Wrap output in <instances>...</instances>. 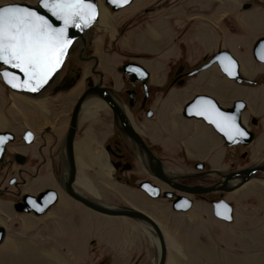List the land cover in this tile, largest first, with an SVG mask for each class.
Wrapping results in <instances>:
<instances>
[{"label": "rangeland", "instance_id": "1", "mask_svg": "<svg viewBox=\"0 0 264 264\" xmlns=\"http://www.w3.org/2000/svg\"><path fill=\"white\" fill-rule=\"evenodd\" d=\"M98 1L102 10L98 23L100 28L96 31V41H98L94 42V55L96 54L95 56L99 59V69L107 71L112 81L117 80L118 75H116L115 68L124 59H132L150 71L152 65L155 63L160 65L168 61L176 52L180 56L179 50L181 52V49H187L185 55L190 58L187 63L190 69L198 65V61L203 55L210 54L219 47L227 48L233 53L242 63L248 77H252L253 73L263 69L253 62L250 47L258 37L264 36V0H168V4L165 7L162 6V10L150 16H146L142 9L153 5L155 1L162 2L164 0H133L130 6L118 12H109V7H104V0ZM250 1L254 5L249 10L243 11L241 5ZM13 2L34 4L36 0H0V5ZM134 16H137L138 19L132 20L129 24V19ZM166 21L169 22L168 27H166ZM124 26H127L126 30L123 29L120 32V28ZM177 36L178 39H175ZM101 42L103 46H101ZM109 44L112 45V48ZM103 47H106L105 50ZM87 64H91V61L84 63L82 69ZM193 71L189 73L190 76ZM203 71L193 74L194 79ZM209 73L211 80L214 77V80L211 81L212 84L206 86L205 79H202L198 85L190 86L187 95L191 93V90L202 91L205 87L213 90L214 95L221 100H226L224 95H230V93H226V85L222 87V84L218 82L216 70L211 69ZM157 75L153 72L152 82L156 86L163 79V75L160 77ZM80 89V86L74 87L66 93L58 94L60 96L41 98L31 102L26 99L24 101L22 95L9 91L0 81V131H9L18 139L26 127L32 129L36 135L41 133V136L43 129L49 128L59 138L67 126L66 113L69 112L79 96ZM181 94L174 99L178 96L181 99L185 95ZM237 96H247L254 107L256 102L253 93L241 92L234 94L232 98ZM173 103L175 104V101ZM43 106L44 110L41 111L40 108ZM89 112L91 113V111ZM90 113L81 111L82 118L78 129L86 119L84 117ZM101 117L102 115L97 118V125L93 129H89L90 135L95 140H86L88 141L87 151L81 148L80 159L75 157L76 171L77 165H79L80 173L86 178V182L84 181L82 186L79 175V181L76 184L78 183L81 188L89 190L88 192L93 198L124 203L127 202L126 195L130 204H134L135 207L144 211L147 210L149 216L160 225L159 228L167 250L165 264H264L263 180L249 181L233 192L225 194L224 200L230 202L233 207V220L230 223L216 219L211 207L196 197L192 201L193 213L190 215L173 211L169 202L165 200L151 201L146 198L144 200L138 195L128 192V189L123 188L124 184H117L114 180V170L110 158L102 147L108 130L105 123L100 125ZM165 119L167 117L161 114L152 128L162 133L163 128L167 127ZM184 122L189 121L185 120ZM196 124H190L189 135L193 134L194 131L191 129ZM257 125V130L251 129L254 138L258 131H264L262 120ZM90 126L92 127V125ZM245 129L249 130L246 127ZM181 131L182 127L179 126L177 140L181 145L178 147L182 150L184 149L182 144L190 145V140L184 138ZM146 132L147 134L151 133L150 130H146ZM209 132H199L198 142L205 141L208 137L211 139L208 135ZM43 136L47 137L48 135L44 134ZM76 140L75 134L74 145L77 143ZM48 141L51 142V140ZM150 141L158 146L157 149L160 150V154L162 153L161 155L166 161L165 167L169 170L189 172L191 164L197 162L187 160L180 150L168 151L162 144L157 143V140ZM17 142L18 140L11 145V152L19 148L16 147ZM40 142L39 138L30 147L34 154L38 151ZM47 148L42 149L43 153H47ZM96 148L102 149L108 158L106 165L100 163L95 156ZM248 148H250V156H247L242 165L255 163L264 156V140H255ZM8 157L11 160L13 155ZM59 162L62 164L60 160ZM135 162L140 166L137 160ZM139 179H141V174H138V177L136 175L134 181ZM44 183H47V179H36L29 189L36 191ZM3 185L5 182L1 181L0 186ZM69 198L61 195L56 205L66 203L67 206L62 205L56 208L54 205L39 217L32 214L13 215L6 209V205L0 202V225L6 230L5 239L0 246V264H59L54 262L49 255V248L50 252L56 250L57 253L63 255V258L68 262L81 260L84 264H94L98 252L94 249L91 253L90 250L89 258L86 257L89 243L87 240L91 234L97 231V228L105 225H112L111 227L115 228L114 232L117 231L115 234L124 236L123 240L120 236L100 239L103 246H109L112 255L124 256L135 244L133 249L142 246L141 251L140 249L136 251L137 255L142 252L141 259L137 262L139 264L153 262L154 247L146 231L147 234L143 233L145 236L135 228H129L128 221L121 224L116 221L118 219L106 218L95 213L91 215L88 208ZM49 233L51 238H49ZM43 234L48 237L43 238ZM119 264H125L124 260H121ZM127 264H134V261Z\"/></svg>", "mask_w": 264, "mask_h": 264}, {"label": "flooded vegetation", "instance_id": "2", "mask_svg": "<svg viewBox=\"0 0 264 264\" xmlns=\"http://www.w3.org/2000/svg\"><path fill=\"white\" fill-rule=\"evenodd\" d=\"M167 2L168 0H164L162 2L155 1L153 5L143 8L142 11H145L144 13H146V16H150L162 10V6L165 7L168 4ZM108 11H111L110 8H108ZM135 19H138V17L134 16L133 18H130L128 23L130 24L132 20ZM168 24L169 22L166 21V27L169 26ZM124 27L120 28V32L123 31V29L124 31L126 30L127 26ZM175 39H178V36ZM254 43H252L250 47L252 60L257 66L263 67V69L260 72L253 73L252 77H248L245 74L244 69L242 67V63H240L239 60L233 55V53L227 48L219 47L218 49L216 48L214 52L203 55L199 59L198 65L192 69H190L187 65V63H189L190 61V58L185 55L187 49H181V52L179 50L180 56H178V52H176L175 55L170 57L168 61L163 62L159 65L161 68L157 72L159 73V77L163 75V79L160 83L157 84V86L153 84L152 76L153 72L155 71L154 67H156L158 63L152 65L149 71L148 69H145L142 66L138 65L137 62L132 61V59H124L115 68L116 75H118L117 80L112 81L107 71L105 72L99 69V59L96 56L98 59L97 64L95 61H91V64L89 65L87 64L83 69V77H81L82 79L75 86L81 87L80 94L77 99H79V97L88 89V84L90 83L92 87L103 91L107 95V98L110 99L116 105L114 106L116 112L113 110L111 105H109L105 100L102 99H97L99 101L98 103L100 104V106L96 108L89 109L90 105L88 103L84 104V112L90 113L89 111H91V113L88 116L84 117L86 119L84 120L82 126L78 129L79 123L82 118V114L80 115L79 123L77 126L78 132L77 129L75 132L77 137V143L74 145L75 157L80 159V152L83 148L85 149V151H87L86 147L88 145V141L86 140H95L94 137L90 135L91 132L89 131V129H93L97 125V118L102 115L99 121L100 125L102 123H105L107 125L108 130V133L103 141L102 147L110 158V162L114 170V180L122 185L124 184V186L131 185L134 188H136V185L138 183L146 181L150 182L154 186L159 187L161 189V192L173 191L169 186L165 185L158 179H155L154 177L149 175L143 169V167H140L135 162L137 160V153L133 149L131 143L128 141L133 140V137L130 136V134L128 133V128L132 129V131L136 135H138L141 140L144 141V143L147 145L153 155L159 160H161L164 166H166V161L163 155H161L162 153L160 154V150L157 149L158 146L150 141L163 140L168 138L166 135L158 136L157 131L152 128V125L159 118L158 108L164 102L168 104V106L165 107V116L167 117V119H165V122L167 126L171 125L173 123L172 120H169V118L171 117V111H169L168 109L170 104L174 102V98L177 96V92L186 89L191 83V79H194L193 75H189L191 71L208 64V66L204 69V72H207V78L205 79L204 84L206 86L212 84L211 81L214 80V77L211 80V74L209 72L211 71V69H214L217 71L218 74V82L222 84V87L226 85V93H230V95H224L228 100L223 101L219 97L214 95L213 90H210V88H207L208 91H206L204 95L213 98L220 108H230L236 101H243L245 106L240 113L241 124L243 125V127L245 126L247 129H249L246 130L244 127L247 132L252 133L251 129L257 130V124L260 122V120L264 122V64L258 63L253 59L252 48ZM100 44L101 46H103L102 42ZM183 44L186 45L184 42ZM110 47L112 48V45H110ZM103 48L105 50L106 47ZM219 50H227L231 57L237 59L239 76L243 78V80L245 79V81L228 79L221 73L216 62L210 65L212 56ZM224 57L225 56H222L220 58L223 59ZM217 61L220 62V59H217ZM225 62L227 61L225 60ZM123 65H126L125 70L126 72L128 71L130 75H127L123 72ZM136 65L141 68H138V66ZM146 70L148 71V74ZM144 73H146L145 75H147L148 77V79L146 78V83H143ZM130 76L132 79L130 78ZM133 78L138 80L134 81ZM140 78L142 79L140 80ZM248 91L251 92V94L253 93V96L255 97L256 103L254 107L253 105H251V102H249L250 99L247 96H237L235 98L231 97L234 94H239L241 92ZM77 99L73 103L69 112L66 113L67 126L65 127L64 132L59 138L54 135V132L49 128H44V131L41 136V133L39 135H36L32 129L26 127L25 130L21 132L18 139L17 136L14 135V141L6 146L4 154L5 161L0 166V184L1 181L5 182V185H3L2 187L0 186V202L4 203L7 206L6 209L11 212V214L16 216L30 215L17 213L15 210V205L17 206L18 204H21V200L24 196H37L39 193L47 189L56 191L58 198L61 195H65L69 198V196L63 191V189L59 185V181L66 182L69 179V168L65 169L63 167V163H66L67 166L68 164L67 162H65L63 153L60 150V145L64 140V136L69 127L72 110L75 103L77 102ZM26 100L31 101L28 99ZM36 104L39 105L38 103ZM40 109L41 111H43L44 106ZM183 113L184 112H182L181 110L178 112L174 110V120L177 118V116H179L182 120H187L183 117ZM219 121L221 123L220 128H223L222 131L226 134L228 131L227 127L225 126L226 122L223 120ZM203 124L207 130H209L218 138V140H241L237 139L236 137H231L227 139L225 137L222 138L221 136L216 134V132L212 129L211 126L207 125L206 123ZM90 125H92V127ZM146 130H150L151 133L147 134ZM26 131H29L31 133V136H24V133ZM44 134H47L48 136L44 137ZM81 134H83V136H81ZM169 134L171 136H173L174 134V131L172 130L171 126ZM39 138L41 139V142L38 143V151L36 152V154H34L30 147L35 144L36 141L39 140ZM16 140H18L16 147L18 146L19 148L14 149L11 152L10 147ZM25 140H31V142L26 143ZM48 140H51V142L49 143ZM252 140H254L253 143L255 142V140H264V131H258L257 135L255 136V138L253 137ZM43 148H47V153H43ZM16 154L23 156L22 159L25 162L24 164L21 165L15 160L13 162H10V157L8 156ZM247 156H250V148L247 147L244 149H240L238 147H232L226 151L224 158L220 163L219 169L224 171H238L244 169L253 163L252 162L247 165H242V163L247 159ZM59 160L62 164H60ZM106 160L108 161L107 157ZM209 168L212 167L210 166ZM77 174L80 175V179L82 181L81 185L83 186L86 182V178L83 177L80 173L79 165H77ZM138 174H141V179H139L138 181H134L136 175L138 177ZM258 175L264 178V173H258ZM40 178L47 179V183H44V185L38 190L31 191L29 187H31V185L36 179ZM262 180L264 181V179ZM219 181V176H202L194 179L183 180L181 182L184 185L191 187L195 185L204 184L213 185L218 183ZM72 186L76 190L82 191L83 193L89 195V190H87L86 188H81L78 183L76 184L75 182L74 184L73 181ZM86 186H88L87 183ZM138 191L144 196V198L153 201V199L149 198L146 193L140 190ZM175 194L182 195V193L178 191H176ZM225 194L226 193L224 192L216 191L196 198L199 201L203 200L206 204L211 206V200L224 199ZM194 198L195 196H190V199L192 201H194ZM154 200L157 201L162 199ZM97 264L109 263L105 262V260H100Z\"/></svg>", "mask_w": 264, "mask_h": 264}, {"label": "water", "instance_id": "3", "mask_svg": "<svg viewBox=\"0 0 264 264\" xmlns=\"http://www.w3.org/2000/svg\"><path fill=\"white\" fill-rule=\"evenodd\" d=\"M91 2L95 5V8L91 9L89 14L85 17V19L88 21L87 25L85 26L83 21L77 18L75 20V24L77 26H73L72 23H69L66 27L63 21H59L55 17H52L50 13H48L44 8L40 7L39 0H36L34 4H29L27 2L1 4L0 6L19 4L21 6L34 8L41 15L47 16L55 27L64 28L65 39L67 40L62 54L58 57L59 64L54 71L49 73L46 82L42 83L40 80L30 79V74L26 75L11 65H5L0 62L1 83L9 91L24 95L32 100L54 97L58 94L66 93L73 89L81 80L83 64L90 61H95L97 64L98 61L97 57L94 55V42L97 38L96 31L98 28H100L98 26V20L100 18L101 5L98 0H91ZM132 2L133 0H128V3L125 4L122 3L121 0H116L115 3H113L112 0H104V7H109L112 12H118L121 9L130 6ZM253 5L254 3L251 1L246 2L241 5V9L243 11L249 10ZM260 42H264V37L259 38L254 43L252 56L256 62L264 64V61H261L255 54L259 49ZM222 56L231 57L229 52L219 50L212 56L210 65L216 62L221 73L228 79L243 80V78L239 76L238 63L233 57L231 58L236 61V65L234 66L233 70L235 75L233 77H229L224 73L220 62L217 61V57ZM207 66L208 64L194 70L192 75L204 70ZM122 68L125 74L130 75V73L128 71L126 72L125 70L126 65H123ZM138 68L141 67L138 66ZM5 71L9 73L7 76L2 75V73ZM13 73H15V75H13ZM145 74L146 73H144L143 83H146L148 79L147 75ZM141 79L142 78H140V80ZM133 80L136 81L138 79L133 78ZM243 81H245V79ZM202 97L205 99H201ZM92 99L105 100L116 112L114 107L116 105L107 98V95L100 89L92 87V85L89 83L88 89L79 97L73 107L69 127L64 136V140L60 145V150L63 153L65 162L68 164L67 166L66 163H63V167L65 169L69 168V179L66 182L59 181V185L70 198L85 206L89 210L106 216L126 217L133 220L143 231H146L148 234L146 232L145 233L148 235V237H150L154 247L153 262L151 264H165L167 257L166 245L158 224L151 217L141 211L124 205L109 204L93 199L87 195H84L72 186V183L75 180L72 143L79 123L81 111L83 110V103ZM207 100L213 101V103L220 109L221 112L228 113L230 116L234 115L236 117V123L244 129L240 120V113L245 106L243 101H236L230 108H220L213 98L203 94H196L182 107L181 111L184 112L183 117L188 120H197L206 123L207 125L211 126L216 134L222 138L225 137L227 139L230 137H236L237 139H241L222 140L226 150H229L232 147L244 149L250 146L254 141L252 140V133L247 132L244 129L247 132V135L241 137L235 132L229 123H226L225 126L227 127L228 131L225 134L220 127H217L216 123L212 122L213 120H217L220 123V119L214 114L212 110L207 108ZM241 104L244 106L241 107ZM128 133L133 137V140L128 141L131 143L133 149L137 153V161L140 166L143 167V169L149 175L169 186L173 191L161 192L159 187L154 186L150 182L146 181L138 183L136 188L146 193L147 196L153 200L160 198L163 200H168V202L171 204L172 210L175 212L187 213L192 208V200L188 196L201 197L216 191L230 193L249 181L264 179L258 175V173H264V156L255 163L238 171H224L220 169L209 168L210 166L207 163L198 161L191 164V171L189 172L169 170L164 166L161 160L153 155L144 141L141 140L140 137L132 131V129L128 128ZM24 136H31V133L26 131ZM14 138L15 136L13 133L9 131H0V166L4 162L6 146L9 143H12ZM25 142L29 143L31 140H25ZM22 158V155L16 154L13 155L10 162L15 160L17 163L22 165L25 163ZM202 176H219L220 181L213 185H195L191 187L186 186L181 182L183 180L194 179ZM176 191L182 193V195L175 194ZM57 199V192L47 189L39 193L37 196H24L21 200L22 203L18 204L17 206L15 205V210L20 214H32L36 217H39L44 215L54 205H56ZM210 204L212 206V213L216 219L225 223H230L233 220V207L229 202L225 201L224 199H219L211 200ZM5 235V228L0 225V245L4 241Z\"/></svg>", "mask_w": 264, "mask_h": 264}, {"label": "snow or ice", "instance_id": "4", "mask_svg": "<svg viewBox=\"0 0 264 264\" xmlns=\"http://www.w3.org/2000/svg\"><path fill=\"white\" fill-rule=\"evenodd\" d=\"M112 2L115 3L116 0ZM121 2L126 4L128 0ZM39 6L52 17L63 21L65 27L69 23L77 26L75 24L77 18L86 26L88 21L85 17L95 8L91 0H39ZM64 32V28L55 27L47 16L41 15L32 7L19 4L0 6V62L11 65L26 75L30 74V79L46 82L49 73L59 64L58 57L67 43ZM255 54L264 61V42L259 43V49ZM217 59H220L224 73L233 77L236 61L230 56H225L223 59L217 57ZM8 74L7 71L2 73L4 76ZM207 108L220 120L229 123L239 136L247 135V132L236 123L234 115L221 112L211 100H207ZM212 122L216 123L217 127H221L217 120Z\"/></svg>", "mask_w": 264, "mask_h": 264}, {"label": "crops", "instance_id": "5", "mask_svg": "<svg viewBox=\"0 0 264 264\" xmlns=\"http://www.w3.org/2000/svg\"><path fill=\"white\" fill-rule=\"evenodd\" d=\"M160 68L161 67L159 66V64L156 67H154V70H155L154 73L158 74L157 76H159V73L157 71H159ZM206 78H207V72L203 71V72H201L200 74L197 75L196 79L191 81V83L188 85V87L186 89H184L183 91L177 92V95H179V96L182 95L181 93H184L185 95L181 99H179V96H178V98L174 99L175 104L174 103L170 104L168 110L171 111V117L169 118V120H172L173 123L171 125L167 126L166 128H163L162 133L157 132L158 136L166 135L168 138L167 139H163V140H157V143L162 144L163 147H165V149H167L168 151L169 150L172 151L174 149L180 150L181 152H183L182 154L185 156V158L187 160H190V161H202V162L205 161V162L209 163L212 168H219L220 167V163L222 162V160L224 158V155L226 153V150H225V148L223 146L222 141L218 140V138L214 134L209 132V130H207L205 128V126H204V124L202 122H199V121H196V120H188L189 122H184L185 120L182 121V119L179 116H177V118L175 120L173 118V111L174 110H176L177 112L180 111L182 109V106L184 105V103L187 100H189L191 97H193L196 94H204V93H206V91H208V89L204 87V89L202 91H200L199 89L191 90V93L189 95H187V92H188V90H189V88H190V86L192 84L198 85V82H200L202 79H206ZM227 100L228 99L226 98V100H223V101H227ZM167 106H168V104L166 102L161 104V106L158 108L159 116L161 114L165 115V107H167ZM192 123H197V124L191 129V131H194L193 134L189 135V131H190L189 126ZM170 126H171L172 130L174 131L173 136H171L169 134ZM179 126L182 127L181 135L184 138H186L187 140H190V145L182 144L183 148H184L182 150L179 149L178 146L180 144L178 143L179 141L177 140ZM199 132H201V133H204V132L208 133L209 132L208 135L211 137V139L208 137L207 140H205V141L202 140L201 142H198ZM96 149H97V151H96V153H97L100 149L99 148H96ZM79 169H80V166H79ZM82 176L84 177L83 174H82ZM116 183H118V182H116ZM123 188L124 189H128L127 190L128 192L134 193V194L138 195L140 198H143L145 200L144 196L137 190V188H134L131 185H127V186H125ZM80 192L83 193L82 191H80ZM83 194L87 195L85 193H83ZM87 196L91 197L90 194L87 195ZM91 198H93V197H91ZM93 199L99 200L97 198H93ZM125 199L127 200V202H124V203H120L119 201H116V200L115 201H107V200H103V199L101 200L100 199L99 201L106 202V203H109V204L124 205V206L130 207V208L136 209L138 211H141V212L145 213L148 216L150 215L147 210L144 211V210H142L141 208H139L137 206L135 207L134 204L133 205L130 204V202H129L130 200L128 199V197L126 195H125ZM62 205L63 206H67L66 203L65 204H61V205L59 203L55 207L58 208V207H60ZM192 209L193 208H191L186 214L190 215L191 213H193ZM88 211H90L91 215L93 213H95V214H98V215L106 217V218L118 219L116 221H119L121 224L127 223L126 221H128L129 222V228H132V229L135 228L136 231L141 232V234L145 233V231H143L133 220H131L129 218L106 216V215H102V214H99L97 212H94L92 210H89V209H88ZM130 225H133V226L130 227ZM111 226L112 225H105L104 227L97 228V231L90 235V237L87 240V241H89V243H88V246H87V249H88L87 251L88 252H87L86 257L89 258V255L91 253H93L94 249H96L97 252H98V257H97V260L95 262H93L94 264H97L100 260H102V261L105 260V262H108L109 264H115L116 262L119 264L121 262V260H124L125 264H127L128 262H132V261H134V264L138 263L136 261H140V259H141L140 255L142 254V252H140L139 255H137L136 251L138 249H140V251H141L142 250V246H141V248L139 247V248L133 249V246L135 245L134 244L132 247H130L129 252L127 254H125L124 256H114V255H112L110 253L108 245L103 246L101 244L100 239L105 240L104 239L105 237L109 238V237H119L120 236L121 239L123 240L124 236L115 234L117 231L114 232L115 228H113ZM158 226L160 227L159 224H158ZM49 232H50V229H49ZM121 232H123V231H121ZM48 235H49V238H51L50 233ZM143 235H145V234H143ZM44 237L46 238L48 236H46V234H43V238ZM90 250H91V253H90ZM48 253L53 258L54 262L59 263V264H84V262H81V260H79V261L74 260L72 263L68 262L67 260H65L63 258V255H61L60 253H57L56 250L53 251V252H50V248H49V252ZM60 257L63 259V261H62V259Z\"/></svg>", "mask_w": 264, "mask_h": 264}, {"label": "bare ground", "instance_id": "6", "mask_svg": "<svg viewBox=\"0 0 264 264\" xmlns=\"http://www.w3.org/2000/svg\"><path fill=\"white\" fill-rule=\"evenodd\" d=\"M102 7V6H101ZM102 10V9H101ZM101 10H100V12H101ZM100 16H101V14H100ZM99 21V20H98ZM106 28V27H105ZM15 94H17V93H15ZM18 95H21V94H18ZM22 97L24 98V100L25 99H28V100H31V101H34V100H32V99H30V98H27L26 96H24V95H22ZM38 100V99H37ZM36 99H35V101H37ZM78 100V99H77ZM99 101L97 100V99H92V100H87V101H85L84 103H83V107L85 106L84 104L85 103H88L89 105H90V107H89V109H91V108H96V107H99L100 106V104L98 103ZM72 147H73V157H74V167H75V180H74V183L75 182H77V181H79L78 179H79V174H77V171H76V164H75V151H74V142L72 143ZM96 157H97V159L99 160V162L100 163H103V165L105 164H107V160H106V156L104 155V153H103V151L100 149L97 153H96ZM76 176H77V178H76ZM242 186V185H241ZM240 186V187H241ZM239 188V187H238ZM58 200V199H57ZM161 231V230H160ZM162 234V233H161ZM163 237V236H162ZM166 263V262H165Z\"/></svg>", "mask_w": 264, "mask_h": 264}]
</instances>
